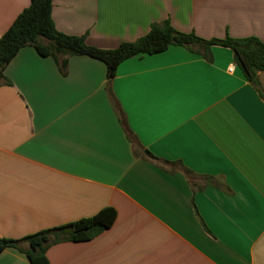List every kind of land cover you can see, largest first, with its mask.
Listing matches in <instances>:
<instances>
[{"label":"crops","instance_id":"0c3cea01","mask_svg":"<svg viewBox=\"0 0 264 264\" xmlns=\"http://www.w3.org/2000/svg\"><path fill=\"white\" fill-rule=\"evenodd\" d=\"M29 0H0V37ZM58 32L114 49L168 20L204 40L264 42V0H53ZM212 61L181 46L105 65L23 47L0 86V239L27 235L112 208L94 238L60 242L48 264H264V71L257 86L228 48ZM141 149L133 151L112 105ZM176 162L174 172L148 161ZM180 167L192 171V185ZM213 177L228 188L204 186ZM0 264H31L13 248Z\"/></svg>","mask_w":264,"mask_h":264},{"label":"trees","instance_id":"16d2710c","mask_svg":"<svg viewBox=\"0 0 264 264\" xmlns=\"http://www.w3.org/2000/svg\"><path fill=\"white\" fill-rule=\"evenodd\" d=\"M53 0H29L25 8L0 37V86L11 83L3 75L5 66L13 59L23 47H32L42 57H52L61 74H66L67 61L73 56H87L102 62L106 67L108 82L114 78L118 65L130 58L153 55L165 51L169 46H181L191 53L200 55L207 62L212 61L211 48L219 46L228 48L233 53L234 64L241 71L249 83L257 81L258 74L264 71V42L255 37L243 39H211L204 40L193 33H181L173 29L168 20L159 24H152L148 32L134 41L123 42L114 49H100L86 43L85 36H74L60 33L53 23L51 12ZM259 96L264 100V91L257 87ZM112 105L119 117L127 139L133 151L141 149L134 135L127 128L124 116L119 105L113 97L111 89L107 88ZM148 161L158 167L174 172L176 162L158 159L152 155ZM180 170L192 185V171L185 167ZM204 181V186L212 185L220 190L228 188L216 182L213 177H199ZM115 211L112 208H103L94 216L42 230L23 238L0 239V251L13 248L23 253L31 264H48L45 252L49 246L60 242L87 241L108 229L114 219Z\"/></svg>","mask_w":264,"mask_h":264},{"label":"water","instance_id":"95a60500","mask_svg":"<svg viewBox=\"0 0 264 264\" xmlns=\"http://www.w3.org/2000/svg\"><path fill=\"white\" fill-rule=\"evenodd\" d=\"M253 85H254V86H257V81H254V82H253Z\"/></svg>","mask_w":264,"mask_h":264}]
</instances>
